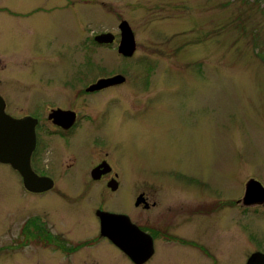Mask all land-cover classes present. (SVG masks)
Masks as SVG:
<instances>
[{"label":"rangeland","instance_id":"obj_1","mask_svg":"<svg viewBox=\"0 0 264 264\" xmlns=\"http://www.w3.org/2000/svg\"><path fill=\"white\" fill-rule=\"evenodd\" d=\"M67 1L0 0L1 7L16 12L40 7L34 9L38 12L31 15V22L23 16L15 18L7 9L0 10V50L6 56L0 59V77L4 79L0 89L12 99L11 113L25 114L28 92L33 89L39 91L42 103V99H53L52 92L65 95L70 91L62 85L83 88L111 74H122L128 80L94 95L83 93L78 98L75 94V105L91 120L73 137L51 130L42 138L40 152L52 153L50 162L45 161L50 170L62 153H78L68 186L61 182L42 195L27 193L20 176L0 163V241L16 245L12 243L14 236L19 242L28 234L27 218L37 219L50 212L54 229L82 241L71 264H130L118 249L109 247V242L97 239L101 223L99 228L95 206L106 203L113 210L129 212L139 222L144 213L134 204L135 188L145 180L146 188L151 189V179H179V173L208 177L211 201L221 194H228L227 199L243 196L250 178L264 185V0H77L75 7L64 8ZM56 3L62 9L54 8ZM123 19L135 34L137 48L132 57L118 52ZM90 30L111 32L115 41L98 45L91 62L85 57L86 48L76 58L71 57L68 44L73 37L91 34ZM33 31L38 34L33 36ZM30 37L33 50L47 57L35 55L28 63ZM144 87L161 92L150 112V107H139L145 100V94L139 93L147 90ZM44 111L45 121L48 109ZM103 111L107 115L100 117ZM140 111L146 113L141 115ZM93 117L103 124L97 131L90 128ZM92 153H125L126 177L116 192L102 193L99 183L85 186L89 177L85 173L95 158ZM170 188L159 186V206L150 212L162 231L155 239L157 255L148 264L197 261L195 248L186 245V239L201 237L195 235L193 227L198 211L189 208L202 207L204 200L199 193ZM102 195L106 202L102 203ZM256 212L259 218L254 216L251 222L262 232L257 234L264 246V208ZM209 246L215 255L226 259L218 263L233 262L228 245L214 241ZM234 248L244 249L241 244ZM10 251L3 254L0 264L68 261L67 254L52 244L34 243L24 250ZM238 256L246 257L241 252L234 255Z\"/></svg>","mask_w":264,"mask_h":264},{"label":"flooded vegetation","instance_id":"obj_2","mask_svg":"<svg viewBox=\"0 0 264 264\" xmlns=\"http://www.w3.org/2000/svg\"><path fill=\"white\" fill-rule=\"evenodd\" d=\"M74 5L75 6L77 5V0H68L67 3H65L64 8L70 7V6L73 7ZM53 7L57 8L58 10L62 9L60 3H56L55 6ZM10 8L11 7H8V6L1 7L0 5V10L7 9L9 13H11V15L15 16V18L23 16L25 17V19H28L31 22L32 19H29L31 15L35 12H38V10L35 11L34 9L40 8V7H36L34 9L28 8L23 13L12 11L10 10ZM92 31L93 30H90L89 33L91 34H86V36H84L83 38L73 37L72 43L68 44L70 46L69 54L71 55V57L76 58L80 50L82 48H84L85 50L86 48L88 50L87 52H85L86 53L85 57L87 59V62H91L93 60L92 57L95 54V50L97 46L98 45L101 46L105 44H99L95 39V37L97 36V33L92 32ZM35 34L37 35L38 31L32 32L33 36H35ZM32 40H33V37L32 38L30 37V41H29L30 47H29V43L27 44L28 46L27 50L31 54V57L28 63L33 61L32 59L35 55L38 58L47 57L46 55H43V53L40 52L39 50L37 49L33 50ZM89 52H93V54L92 55L87 54ZM1 55L6 57L5 52L3 50H0V59H1ZM117 75H122V74H116V75L111 74V75L102 76V77L96 76L98 78L95 77L96 79L93 82H91V84H88L83 88L80 85L79 87L77 85H68V84L62 85V89L65 87H69L68 89L70 91L66 93L65 95L62 93L52 92L53 93L52 98L53 99L59 98V100L42 99L43 100L42 103L40 102L41 99H40L39 91L33 89L30 92H28L29 100L27 104L29 105H26L27 109L23 107L25 109V114L21 116L11 113L9 108H11L12 99H10V97L6 94V92L4 93L3 90L0 89V95L5 100V104H6L5 110L8 114L18 119L29 116L36 120L35 121L36 148L31 155V167L34 170V172L38 174L39 176L50 177L52 178L54 182L53 188L50 190L42 191V192L30 191L25 187L23 177L18 170H16L13 166H11L8 163L0 162V163L9 165L15 171V173L20 176L23 187L27 193H30V194L36 193L38 195H42L44 193L53 191L55 188H58L61 182L64 183L65 186H68L69 183L72 182V179L71 181H67V179L68 177H70V175L74 174L75 167L79 160L78 153H62V155L58 157L56 165L53 167L52 170H50L51 166L47 163L45 164V161L48 163L50 162L49 158L52 155V153H41L40 152L39 146L42 143V140H43L42 138L45 137V135H47L48 132L51 133V130L54 132L53 134H59L60 136H63L65 138L73 137L74 134L78 132L81 133L84 126L87 125V124L85 125V123H87L88 119L91 120V118L89 116L85 118V116L82 113V110L80 108H77L74 102L75 100H77L75 94H77L78 98L82 96L83 93L86 96L94 95V94L99 93L102 90L112 88V87H117L121 83L127 82L128 78H126L123 75L125 79L122 82H116L106 87H100L101 88L100 90H95L98 88H92V85L96 84L97 80L102 79V78H112ZM3 80L4 79L0 77V86ZM142 89H147V90L139 92L141 94L143 93V95L145 94V96L142 97V98H145V100L143 103L140 104L139 107L140 109L150 107L149 109H147L149 111L152 108V106L155 104L156 99H159V98L161 99V94H160L161 92H155V91L152 92L149 90V89H152L150 87H144ZM33 91H36V92H33ZM71 94L73 95L70 96ZM34 104H35V108H34ZM32 109H35L36 111ZM47 109H48V111L46 112L47 119L44 121L45 119L44 110H47ZM58 109L74 112L75 113L74 122L72 124H69L70 120L69 121L63 120L61 124L55 123L54 117L51 118L50 115L52 114L54 110H58ZM154 109H155V106L153 107V110ZM140 112H141L140 113L141 115H144L146 113V111H143V112L140 111ZM101 114L102 115L100 117H104V115H107V111H103ZM93 119H94V123L90 121L91 122L90 128L92 129V131H97L98 129L102 127L103 124L101 122L98 123L97 119H95L94 117ZM51 126H54V128L52 127L53 129H50ZM93 154H95V158L90 161L89 167L87 168V171L85 173L86 176H87V172L89 174V177H87V179L84 180L85 186L91 182L93 184L99 183L101 184L102 193H106V192L108 193L109 191L116 192L121 186L122 179H125L126 177L125 175L126 172L123 166V160H124L125 153H92V155ZM67 156L70 157L69 159L72 162L70 161L71 163L68 162V164H65V161H66L65 158ZM45 158L46 159L48 158V159L45 160ZM56 158L57 156L54 157V159ZM120 161L122 162V164H120ZM178 177L179 179L167 178L168 181H164L163 179H161V177H159V179H156V180L151 179L150 186L153 192L151 191V189L146 188L147 185L145 183V180H144L143 185H141L139 188L138 187L135 188V198L136 199L134 198V204L136 206V209H139L140 212L144 213V216H142L143 219L139 222L134 221L131 215H129V212L124 211V210H113L112 208H109L108 206H106V203H105V206L101 204L98 207L95 206L94 211L97 212L98 209H103V210L110 211L113 213L128 214L134 223H136L142 230L153 235L154 240H155L156 237H159L158 234L160 231H162V228L157 225L159 220L157 218H154V216L150 215V212L159 206L158 197H159V194L161 195L160 190L158 189L159 186L166 187L168 188V190H169V187H171L173 189H177L180 191L187 190L191 192V194H194L192 192L199 193V195H202L201 197L204 200V202L202 203V207L189 208V209L198 211V213L195 214V216H197V220L195 224L193 225V227L196 229L195 235L201 236V237L196 236L197 239H194V238L186 239V245L188 246L187 248L194 247L196 250L195 256H198L197 258L195 257V259L197 260L196 262L193 260L190 263L192 264L194 263L195 264H221V263H218L217 261L226 260L224 258L221 259L219 254L215 255L213 253L214 251L211 249L209 245L214 241L220 242V244H225L230 247V252L233 254V258H232L233 262H231L230 264H246L252 254L256 252H261L264 254V246L260 245L261 240L257 234L258 232L260 233L261 231L257 230L258 228H255L251 222L252 217L254 216L258 217L259 212H256V211H258L259 208H264V199H261V200L252 199L249 203H247L245 202L243 198L244 195L243 196L239 194H237L236 196L230 195L231 197L227 199L226 196L228 194H224V195L221 194L219 197L211 195L214 197L213 201H211V199H209L210 194L208 191V183H209L208 177L199 178V176L193 172H191L190 174L179 173ZM112 182H117L116 190H113L110 187V184ZM246 184H245V190H246ZM61 189L62 188H59V190ZM63 191H60V192H63ZM244 194H245V191H244ZM138 196H142V201L140 205L137 206L136 200ZM103 197L104 196L102 195V198H101L102 203L106 202V198H103ZM173 204L174 203L171 199V202L169 203L170 205L169 210L171 213L173 210L172 208ZM251 208L253 211L249 210ZM226 209L228 211L227 213L225 212ZM49 213L50 212L39 215L37 219H34V217L33 219L32 217L27 218L25 221L27 223L26 226H27L28 234L26 235V233H24L22 235L23 238L19 242H16L19 237L17 238L14 236L12 243H16V245L0 241V258L3 256L5 252L8 253L12 249L24 250L26 248L33 246L34 243H38V244L43 243V245L45 246H49L52 244L53 246H57L60 250H63L64 253L67 254L66 258L68 259V261L66 263L71 264L70 260L72 259V255H74V253L78 252L81 249L82 241L79 238H73L71 236L72 233L71 234L69 233L68 235L67 231H64L61 229L59 230L54 229L51 225L52 221L50 219ZM98 221H99V228H100V219H98ZM250 228H253L254 230ZM205 231L207 232L211 231V234H206ZM99 233H100V229H99ZM97 239L99 241L106 240L107 244L108 242L110 243L108 244L110 245L109 246L110 248H116L120 251L122 258H125L130 264H135V262H133L132 259L121 248L116 246L109 238L100 235V237ZM88 241L90 240H87V243H83V246L88 244ZM236 242H238L239 245H237ZM240 244L244 247L243 251L241 250L238 251V249L234 248L235 246L238 248ZM16 246H19V247H16ZM157 252H158V248L155 246L153 255L142 264H148L150 261H152L156 257ZM238 252H241V254L242 253L245 254L246 257L244 259L240 258L241 255L238 256L239 258L234 257V255L237 254Z\"/></svg>","mask_w":264,"mask_h":264},{"label":"water","instance_id":"obj_3","mask_svg":"<svg viewBox=\"0 0 264 264\" xmlns=\"http://www.w3.org/2000/svg\"><path fill=\"white\" fill-rule=\"evenodd\" d=\"M120 42L118 52L125 56H133L137 43L134 31L126 19L119 24ZM99 44H111L115 41V35L111 32L100 33L95 37ZM123 75L112 78L100 79L92 88H100L110 84L121 82ZM5 100L0 95V162L8 163L20 172L25 187L33 192H42L50 189L54 182L47 176H39L31 167V155L36 148L35 119L32 117L15 118L5 110ZM70 114V115H69ZM75 113L65 110H54L50 115L55 123L61 124L63 120H75ZM110 187L117 189V182H112ZM245 202L252 199H264L263 184L252 178L246 184L244 194ZM142 196H138L136 205H140ZM101 223V236L109 238L116 246L121 248L136 264L147 261L154 253L155 240L153 235L142 230L134 223L128 214L113 213L98 209ZM246 264H264V254L256 252L250 256Z\"/></svg>","mask_w":264,"mask_h":264}]
</instances>
